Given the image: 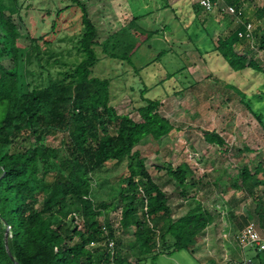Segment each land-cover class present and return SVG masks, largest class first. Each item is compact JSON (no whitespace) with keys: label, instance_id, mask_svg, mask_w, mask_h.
Instances as JSON below:
<instances>
[{"label":"trees","instance_id":"obj_1","mask_svg":"<svg viewBox=\"0 0 264 264\" xmlns=\"http://www.w3.org/2000/svg\"><path fill=\"white\" fill-rule=\"evenodd\" d=\"M73 1L81 11L76 40L81 60L60 71V79L48 78L38 84L27 81L22 89L26 65L31 58L40 65L43 57L37 39L32 38L33 52L27 51L21 64L18 28L12 17L19 14L20 3L0 0V58L8 56L12 62L11 67L0 62V264H143L161 252L193 253L198 237L213 221L211 211L196 197L210 182L196 177L186 162L174 168L168 164L166 172L180 187V195L192 201L184 214L173 217L166 192L150 174L137 146L147 139L158 141L176 128L160 113L159 97L140 95L138 120L116 113L110 105V80L93 76L91 68L99 60L97 45L114 56L110 49L117 43L99 42L85 5ZM223 1L240 12L243 22L253 24L264 18V3L244 18L252 0ZM63 10L55 13L52 34ZM243 22L218 37L214 51L231 71H263L246 58L243 49H237L249 41L237 35ZM252 37L253 44L264 52V31H253ZM130 51L121 57L128 61ZM254 114L264 128L262 115ZM57 133H62L65 149L60 159L55 148L40 145L44 137ZM202 135L208 144L221 147L226 143L214 130H204ZM19 137L30 144L10 150ZM122 162L125 175L119 179L116 203L96 201L92 197L93 174L106 164ZM219 179L216 175L211 184L217 186ZM229 180L230 188L251 198L256 226L264 234V162L258 161L253 170L248 165L239 167ZM231 204L235 206L237 201L231 199ZM118 208L119 226L132 230L133 239L126 242L116 236L108 216ZM76 217L81 220L80 227L73 223ZM255 256H260L258 264H264V250H257Z\"/></svg>","mask_w":264,"mask_h":264},{"label":"rangeland","instance_id":"obj_2","mask_svg":"<svg viewBox=\"0 0 264 264\" xmlns=\"http://www.w3.org/2000/svg\"><path fill=\"white\" fill-rule=\"evenodd\" d=\"M18 1L19 14L12 17L18 28L21 64L26 52H33L32 38L37 39L43 57L42 67L33 58L26 65L22 89L27 81L38 84L48 78L60 79V71L81 60V53L76 50L81 29L80 9L73 0ZM78 1L85 5L97 28V40L117 43L110 49L114 56H108L97 45L99 60L91 68L93 76L110 80V105L116 113L138 120L140 95L159 97L160 113L176 128L158 141L147 139L137 146L155 181L162 189L168 188V203L172 206L182 198L179 191L170 192L175 181L167 177L168 164L174 168L186 162L196 177L203 176L210 182L196 197L211 211L215 224L198 237L195 251L161 252L153 261L149 259L143 264H258L262 253L256 257L257 249L242 248L237 242L240 224L244 221L243 226L249 221L257 224L253 202L243 191L230 188L229 179L243 165L253 170L258 161L264 162V128L254 114L260 113L264 119L263 50L253 41H243L237 49H243L246 58L253 59L263 71L251 68L231 71L225 60L216 55L214 46L218 37L235 27L237 18L219 9L205 12L196 0ZM263 3L264 0H252L250 6L246 4L244 18ZM60 8L64 10L56 19V33L52 34V21ZM253 27V31H264V18L253 23ZM44 38L49 42L45 43ZM128 50L131 51L127 61L121 55ZM0 62L12 66L8 56H2ZM204 130L216 131L226 143L221 147L206 143ZM62 138V133L49 135L40 145L55 148L60 159L65 155ZM29 144L19 137L10 150ZM121 175H125V162L106 164L95 172L92 197L96 201L116 203ZM216 175H220L217 186L211 184ZM36 185L40 182L36 181ZM231 199L237 201L235 206ZM191 202V199L187 204L180 202L185 206L173 210V217L184 214ZM108 216L121 241L133 239L131 229L119 226V208L109 211ZM98 219L102 221L101 216ZM80 221L76 217L73 223L80 227ZM256 229L262 234L257 226Z\"/></svg>","mask_w":264,"mask_h":264},{"label":"built area","instance_id":"obj_3","mask_svg":"<svg viewBox=\"0 0 264 264\" xmlns=\"http://www.w3.org/2000/svg\"><path fill=\"white\" fill-rule=\"evenodd\" d=\"M199 7L205 12H213L219 9L222 13L231 14L237 18L238 22H243L240 18V12L236 11L233 6L227 5L223 0H196ZM244 28L237 32L238 37L253 41V24L249 21H244ZM237 242L242 248L252 247L257 250H264V234H260L256 229L253 221L247 222L237 233ZM112 246V242L108 244Z\"/></svg>","mask_w":264,"mask_h":264},{"label":"crops","instance_id":"obj_4","mask_svg":"<svg viewBox=\"0 0 264 264\" xmlns=\"http://www.w3.org/2000/svg\"><path fill=\"white\" fill-rule=\"evenodd\" d=\"M151 175H152V173H150ZM152 177L154 178V176L152 175ZM167 177H170L168 174H167ZM155 179V178H154ZM167 187H166V189L165 188H163V190L166 192V194H167ZM177 191H180V187H178L177 185H176V183H175V185L172 187V189H171V191L170 192H172V193H174V192H177ZM190 192V191H189ZM192 194V193H191ZM181 196V195H180ZM196 196H197V194H196ZM182 198H180L179 200V202L178 201H176L174 204H172V206H171V204H169L170 205V207H171V209H172V211L174 210V211H178V210H181V209H183V207L185 206V205H182V204H180V202H182L183 204H187V201L190 199V198H186V197H183V196H181ZM178 200V199H177ZM176 205H178V206H176ZM173 206H175V207H173ZM185 208H187V206L185 207ZM188 209V208H187ZM213 224H215V221H214V218H213V221L211 222V224L207 227V229L208 228H210ZM243 227V226H242ZM242 227H240V228H242Z\"/></svg>","mask_w":264,"mask_h":264},{"label":"water","instance_id":"obj_5","mask_svg":"<svg viewBox=\"0 0 264 264\" xmlns=\"http://www.w3.org/2000/svg\"><path fill=\"white\" fill-rule=\"evenodd\" d=\"M9 237V228H6L5 230V233H4V241H5V247H6V250L8 251V248H7V239Z\"/></svg>","mask_w":264,"mask_h":264}]
</instances>
